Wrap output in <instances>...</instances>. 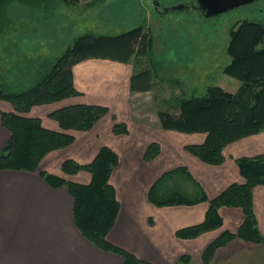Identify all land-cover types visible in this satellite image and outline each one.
Listing matches in <instances>:
<instances>
[{
    "label": "crops",
    "instance_id": "crops-1",
    "mask_svg": "<svg viewBox=\"0 0 264 264\" xmlns=\"http://www.w3.org/2000/svg\"><path fill=\"white\" fill-rule=\"evenodd\" d=\"M58 1L40 0L31 4L36 9L34 16L51 17ZM34 23L25 22L27 25L19 31H43V27ZM7 27H11L10 22ZM23 39L17 47L4 49L2 56L11 68L18 63L16 60L39 63L33 59L44 55L41 50L36 52L37 38L27 37L26 43ZM73 73L80 94L34 105L25 115L39 117L46 127L59 130V122L50 115L58 108L89 103L106 105L109 110L90 129H70L74 141L47 153L36 171L0 170V264H124L122 255L98 247L77 227L74 197L69 189L53 187L40 175L46 171L74 182L89 183L92 177L89 171L67 173L62 164L66 159L88 163L103 146L111 147L119 155L111 182L116 188L120 209L108 239L153 264H204L202 254L207 244L224 228L236 231L244 217L242 210L222 207V228L194 238H180L176 231L203 221L209 203L160 206L150 199V190L164 173L181 166L189 170L210 198L231 183L244 182L237 158L264 153V130L226 145L222 163H207L186 148L187 144L203 142L205 132L166 129L161 125L159 114L158 123L149 119L148 106L143 105L150 102L151 98L145 94L151 90L131 89L134 69L130 62L87 58L73 66ZM30 77L33 78V72ZM33 79L35 81L36 77ZM0 110L10 111L13 106L0 99ZM115 123H125L128 131L114 132ZM9 138L10 131L3 125L0 114V150ZM153 142L160 144V152L147 160L145 152ZM166 185L177 186L188 193L195 191L194 184L183 178L168 179ZM170 189L160 188V191ZM254 208L264 234V184L254 188ZM186 255L189 259L182 260ZM210 264H264V242L235 238L215 251Z\"/></svg>",
    "mask_w": 264,
    "mask_h": 264
},
{
    "label": "trees",
    "instance_id": "trees-1",
    "mask_svg": "<svg viewBox=\"0 0 264 264\" xmlns=\"http://www.w3.org/2000/svg\"><path fill=\"white\" fill-rule=\"evenodd\" d=\"M14 0H0V36L9 25L7 7ZM34 4L40 0H19ZM66 3L76 0H63ZM149 30L138 25L116 35L85 33L77 37L62 55L54 59L48 67L37 66L41 74L33 85L21 91H10L6 85L0 86V99L9 101L13 110H0L3 125L10 131V138L0 150V170L36 171L42 158L50 151L70 145L75 136L69 130H87L109 110L102 104L74 103L58 108L50 115L56 119L61 129L46 127L39 117L25 115L32 106L52 103L76 96L80 91L74 84L73 66L87 58H108L130 62L136 55L150 51ZM227 52L231 61L223 72L241 81L236 91L231 92L221 86L210 85L202 95L180 97L179 112L159 110L162 127L184 132H205L201 143L187 144L186 148L200 159L211 164L224 161V148L230 142L264 130V39L262 22L243 20L234 24L230 31ZM137 44L140 49L135 51ZM150 70H140L131 77L133 91H148L153 82ZM125 123H115L114 132L126 133ZM160 152V144L151 143L145 158L150 160ZM119 162L118 153L109 146H103L88 163L66 159L62 169L75 173L85 169L92 174L89 183H79L65 177L42 171L40 175L53 187L66 186L74 197V220L80 231L98 247L118 253L124 257V264H153L140 259L131 251L114 244L108 233L114 225L120 203L116 188L111 182L113 169ZM244 182L231 183L222 192L209 197L200 183L186 167H177L164 173L150 190V199L157 205L194 204L207 201L209 208L203 221L184 226L176 231L180 238H194L224 225L222 207H238L243 212V220L236 231L224 228L205 247L202 259L210 264L215 251L235 238L262 243L264 234L258 225L254 208V188L264 184V153L256 156L237 158ZM175 178L187 179L194 184L193 193L185 192L177 186L160 193L159 183ZM183 256L182 260H188Z\"/></svg>",
    "mask_w": 264,
    "mask_h": 264
},
{
    "label": "rangeland",
    "instance_id": "rangeland-1",
    "mask_svg": "<svg viewBox=\"0 0 264 264\" xmlns=\"http://www.w3.org/2000/svg\"><path fill=\"white\" fill-rule=\"evenodd\" d=\"M160 1L170 6L186 0ZM35 13L34 6L19 0L12 1L7 7L11 27H7L6 32H11L0 36V86L6 85L10 91L31 87L33 78L42 73L37 66L48 67L50 64L45 63L62 55L82 34L116 35L143 25L149 30L150 51L143 55L134 54L130 63L134 73L140 70L152 73L153 86L150 93L145 94L151 100L143 107L148 106L149 119L158 123L159 110L173 114L179 112L180 97L200 96L210 85L231 92L237 90L241 81L223 72L231 61L227 52L229 31L234 24L245 19L264 24V0L240 5L209 18H203L197 12L177 10L170 13L172 20H169L157 14L147 0H76L70 3L59 0L51 17L41 18L34 16ZM25 22H36L43 31H19L27 25ZM27 37L38 39L36 52L41 50L44 55L33 59L39 63L16 60L18 63L11 68L2 56L4 49L17 47L21 38L26 43ZM141 46L137 44L135 51ZM260 47H264V39ZM32 72L33 80L30 79ZM166 183L167 180L162 181L158 188L173 187ZM163 192L166 191L160 193Z\"/></svg>",
    "mask_w": 264,
    "mask_h": 264
},
{
    "label": "flooded vegetation",
    "instance_id": "flooded-vegetation-1",
    "mask_svg": "<svg viewBox=\"0 0 264 264\" xmlns=\"http://www.w3.org/2000/svg\"><path fill=\"white\" fill-rule=\"evenodd\" d=\"M147 4L152 7L157 14L169 20H172L170 13L177 10L187 13L197 12L201 14L203 18H209L207 10L201 6L198 0L179 1L175 5L170 6L163 5L160 0H147Z\"/></svg>",
    "mask_w": 264,
    "mask_h": 264
},
{
    "label": "water",
    "instance_id": "water-1",
    "mask_svg": "<svg viewBox=\"0 0 264 264\" xmlns=\"http://www.w3.org/2000/svg\"><path fill=\"white\" fill-rule=\"evenodd\" d=\"M201 6L207 10L208 16H213L234 7L248 4L256 0H198Z\"/></svg>",
    "mask_w": 264,
    "mask_h": 264
}]
</instances>
